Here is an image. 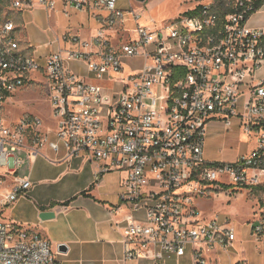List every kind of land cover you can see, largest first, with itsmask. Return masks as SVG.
<instances>
[{"label": "built area", "instance_id": "built-area-1", "mask_svg": "<svg viewBox=\"0 0 264 264\" xmlns=\"http://www.w3.org/2000/svg\"><path fill=\"white\" fill-rule=\"evenodd\" d=\"M63 2L78 10L104 8L109 17L88 39L66 34L76 47L60 48L42 63L23 48L14 16L36 7L54 11L56 0H0V8L9 10L0 13V178L24 163L20 150L34 162L50 159L46 146L56 153L64 146L68 158L98 162V179L126 173L120 203L142 214L124 219L126 260L168 264L166 254L180 258L189 251L195 264H208L205 249L228 250L237 234L229 216L203 214L194 198L264 192V79L257 78L264 30L247 24L253 0H231L224 10L214 0L157 29L141 26V11L133 10L137 37L129 41L116 39L125 24L118 0ZM138 58L137 74L125 75L127 62ZM71 61L84 62L96 80L121 89L107 93L74 72ZM34 82L47 91L55 140L38 116L5 117L8 99ZM235 118L256 137L255 148L234 162L207 160V123L222 120L229 128ZM33 186L31 176L14 175L2 204H15ZM251 227L262 240L264 209ZM0 264L64 263L38 230L10 221L0 222Z\"/></svg>", "mask_w": 264, "mask_h": 264}, {"label": "crops", "instance_id": "crops-1", "mask_svg": "<svg viewBox=\"0 0 264 264\" xmlns=\"http://www.w3.org/2000/svg\"><path fill=\"white\" fill-rule=\"evenodd\" d=\"M184 1L186 5L184 11L185 13L190 10H194L200 5L207 4L214 0ZM119 10L125 13L124 10ZM133 10L136 11V9ZM57 11L65 12L64 14L69 20L67 24L53 19V16ZM66 11H68V14L66 13ZM19 14L24 16V18L26 19V22L29 25L28 29L30 30L32 37L36 38V27L42 26L44 30L48 32L50 41L40 43L39 47H32V43L30 41H25V43L28 44V46H26L25 48H30L42 63H45L46 58L49 54L57 51L60 48L76 47L72 41L64 40V36L66 34H69L71 36L77 35L84 39H88L91 34L96 33L99 28L106 24V21L109 17V12L104 8H85L82 10H78L75 8L66 7L63 0L57 2L56 9L54 11H47L42 7H36L20 12ZM80 15H83L82 19ZM72 19L74 20L72 21ZM136 24L137 27L134 29V35H132L130 31L126 29L125 24L119 27V30L123 29L127 33H124V35L123 33H118L116 35V39H119L121 41L136 39V30L138 28V23L136 22ZM247 24L250 27L264 30V3L250 14ZM53 44L56 46L51 52L42 51V48H48ZM138 60H140L141 63L143 62L141 58L130 60L127 62L126 69L131 68V66L137 67L136 65H133V62H136ZM68 65L77 74L85 77L91 82L104 85V87L106 88V92L112 93L114 84L107 79L104 81L96 80L93 76V73L89 70L88 66L84 62L71 61ZM257 73L260 78H264V62L262 63ZM242 131L243 130L241 129L239 120L237 119L234 120L233 125L229 128L218 120H210V123L206 130L204 147V154L206 159L209 161H228L230 159H234L230 157V154L229 152H227L226 147H221V144L226 143L228 139L236 134L243 135ZM253 139L254 144L252 145L251 149H249L250 152L256 146V139ZM53 140H55V138H53ZM18 153L20 154L24 162V156L27 157L28 160L30 159L27 152L23 150H20ZM44 153L50 159L44 156L40 157L48 159L52 162V165H54V167L62 169L60 174H64L67 172H81V174L83 175V185L79 186L69 196H65L63 198L46 199L41 204L31 201L33 203L32 214L36 221L34 224L28 223V225L38 230L44 237L50 240L52 247L55 248V250L57 249L58 251V254L56 255L57 259L64 264H149L152 261L150 258L129 260L125 259V239L123 234V229L125 226L124 219L127 215L130 214L135 215L138 218L142 214L134 212L126 204L121 205L120 195L123 191L122 183L111 182L114 172L105 173L98 179V162L90 161L86 156L68 158L67 151L64 146L61 147L59 153H56L52 148L46 146L44 148ZM38 159L39 157L36 159V161ZM18 172L19 169L14 173V175L22 177L18 174ZM32 173L33 172L31 171L30 174L26 176H31L32 179ZM10 177L12 178V180L14 179V176ZM48 179L49 178H43L41 180L47 181ZM35 184L36 183L34 182V186ZM12 188L13 183L12 186L8 188L7 192L12 190ZM262 193L264 194V192H261L260 194ZM27 197L28 196L24 198ZM248 197L249 196H247V198ZM67 201H69V204L66 205L65 203ZM262 201L263 202L259 204V201L257 200V204L255 207V202L252 201V208H254L255 210L253 214L255 215L254 217H252V215L248 216L246 218V221H254L257 218V216L264 209V200ZM49 210L55 211L56 216L54 218L42 220L39 217L40 213L42 211ZM225 216H229L231 218V215L225 214ZM232 225L234 226L237 233V227H239L241 223L233 222ZM255 241L258 244H264V234L262 240L258 241L256 238ZM60 244H65L68 247V251L59 252L58 246ZM187 256H190L191 259H193L192 255L188 251L185 256L180 258L172 254H166V260L167 262L172 260H177L178 262H180V260L186 258ZM247 256V251L242 248V253L240 255H237L234 262H236V264H249Z\"/></svg>", "mask_w": 264, "mask_h": 264}, {"label": "rangeland", "instance_id": "rangeland-1", "mask_svg": "<svg viewBox=\"0 0 264 264\" xmlns=\"http://www.w3.org/2000/svg\"><path fill=\"white\" fill-rule=\"evenodd\" d=\"M58 1L60 0H57V2ZM184 2V0H145L144 2L139 0H118L117 7L125 11V27L132 35H134V29L137 27V24L132 13L133 9L141 11V18L139 20L140 25L149 29H157L167 23H172L177 20V18L185 11L186 5ZM7 11H9L7 8L2 7V13H6ZM64 13L65 12L63 11H57L53 16V19L67 24L69 20ZM80 17L82 19L83 15H80ZM14 20L19 27L18 38L22 41L23 48L28 46V44L25 43L26 40L32 43V47H39L40 43L50 41L48 32L45 31L42 26L36 27V38H34L28 29L29 25L27 24L24 16L17 14L14 17ZM73 20L74 19H72V21ZM122 33L124 35V33L126 34L127 32L123 29L119 30V34ZM55 46L56 45L53 44L48 48H42V51L51 52ZM142 63L140 60L133 62V65H136L138 68H132L134 66L127 68L125 75L129 76L131 74H137L136 72L139 70ZM248 64L252 65V62H248ZM257 78L259 80L264 79L260 78L258 73ZM121 86V84L116 85V90L119 91ZM118 94L114 95L118 96ZM113 102L115 104L117 99H113ZM25 114H33L40 117L44 121L45 128H50V137L52 139L55 138V135L52 132L54 122L52 120L50 101L43 82H34L29 86H25L8 99L5 106V117L9 121H15ZM235 119H233V122ZM218 121L226 125L225 121ZM209 123L210 121L207 123V127ZM241 129L243 130V135L236 134L228 139L226 143L221 144V147H226L230 157L234 158L226 162H234L239 156L250 153L249 149H251L254 144L253 138L256 139V137L254 135H249L248 132L244 130V127H241ZM24 158L25 162L19 167L18 174L23 177L30 174L32 171V179L36 184L28 192L27 198H24L26 197L24 196L15 204L3 205L2 200L4 198V194L13 183L10 176L13 177L14 175L12 173H8V177L0 178V222L13 221L23 226H29L28 223L34 224L36 220L32 214L33 203L31 201L41 204L46 199L63 198L71 195L79 186L83 185V175L81 172H67L60 174L62 169L54 167L52 162L48 159L39 157L37 161L31 162L30 159H27V157L24 156ZM2 170L3 169L0 168L1 173L4 172V170ZM112 172H114L111 179L112 183H121L122 178L126 176V173L120 170ZM43 178L49 179L47 181H42L41 179ZM228 189L232 190V188ZM260 193L255 192L249 195L248 198L244 195V192H238L233 196L224 193H214L210 197L198 196L194 198V203L199 207L203 214L207 216H211L213 214H222L225 216V214H227L231 215L232 223H241V225L237 227V240L228 250L219 246L212 251L205 249L204 256L208 264H236L234 260L237 255L242 253V248L248 253L247 257L249 264L264 263V244H258L255 241L256 236L252 234L251 231L253 221H246L248 216L252 215V217H254L255 215L253 214L255 210L252 208V201L255 202V207L257 200H264V194ZM53 250L57 255V249L55 250V248H53ZM167 263L195 264V261L194 259H191L190 256H187L186 258L180 260V262L172 260Z\"/></svg>", "mask_w": 264, "mask_h": 264}, {"label": "trees", "instance_id": "trees-1", "mask_svg": "<svg viewBox=\"0 0 264 264\" xmlns=\"http://www.w3.org/2000/svg\"><path fill=\"white\" fill-rule=\"evenodd\" d=\"M231 0H215V2L217 3V5L219 7H222V9L224 10L225 7H227V4L230 2ZM264 3V0H257V1H253V4H254V10L255 11L256 9H258V7H260L262 4ZM200 7H202V5L198 6L197 8H195L194 10H190L188 12H185V14H188V15H194L196 13H198ZM0 13H2V8H0ZM252 13V12H251ZM184 14V13H183ZM16 16V15H15ZM14 16V17H15ZM258 189L257 188V193H258ZM66 205L69 204V201H67L65 203Z\"/></svg>", "mask_w": 264, "mask_h": 264}, {"label": "water", "instance_id": "water-1", "mask_svg": "<svg viewBox=\"0 0 264 264\" xmlns=\"http://www.w3.org/2000/svg\"><path fill=\"white\" fill-rule=\"evenodd\" d=\"M139 1H142L144 2L145 0H139ZM56 216V212L55 211H42L39 215V217L42 219V220H47V219H50V218H54ZM58 250L59 252H67L68 251V247L65 245V244H60L58 246Z\"/></svg>", "mask_w": 264, "mask_h": 264}]
</instances>
